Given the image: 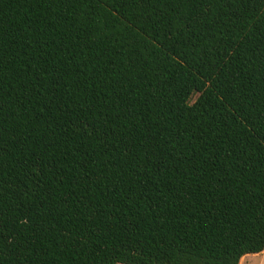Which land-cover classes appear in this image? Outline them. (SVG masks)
<instances>
[{
  "label": "trees",
  "instance_id": "1",
  "mask_svg": "<svg viewBox=\"0 0 264 264\" xmlns=\"http://www.w3.org/2000/svg\"><path fill=\"white\" fill-rule=\"evenodd\" d=\"M263 251L264 0H0V264Z\"/></svg>",
  "mask_w": 264,
  "mask_h": 264
},
{
  "label": "rangeland",
  "instance_id": "2",
  "mask_svg": "<svg viewBox=\"0 0 264 264\" xmlns=\"http://www.w3.org/2000/svg\"><path fill=\"white\" fill-rule=\"evenodd\" d=\"M240 264H264V251L261 254L244 256Z\"/></svg>",
  "mask_w": 264,
  "mask_h": 264
}]
</instances>
